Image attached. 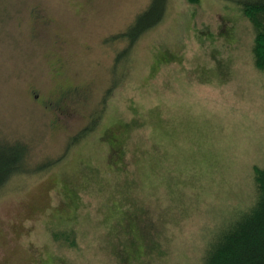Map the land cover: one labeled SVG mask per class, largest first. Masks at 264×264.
<instances>
[{
    "label": "rangeland",
    "instance_id": "374dc122",
    "mask_svg": "<svg viewBox=\"0 0 264 264\" xmlns=\"http://www.w3.org/2000/svg\"><path fill=\"white\" fill-rule=\"evenodd\" d=\"M150 1L0 0V138L29 167L0 190V264H203L254 203L264 70L246 0H168L116 62L127 40L110 39Z\"/></svg>",
    "mask_w": 264,
    "mask_h": 264
},
{
    "label": "trees",
    "instance_id": "16d2710c",
    "mask_svg": "<svg viewBox=\"0 0 264 264\" xmlns=\"http://www.w3.org/2000/svg\"><path fill=\"white\" fill-rule=\"evenodd\" d=\"M167 2L151 0L126 29L112 36L110 40H127V47L117 53L116 62L126 58L135 41L162 20ZM241 5L256 26L255 63L264 70V0H246ZM116 84L114 81L108 91ZM99 116H95L85 130L95 125ZM27 153L25 143L0 138V190L12 176L29 168ZM254 180L257 189L254 203L246 209L237 210L232 219L221 222L207 243L203 264H264V167H255Z\"/></svg>",
    "mask_w": 264,
    "mask_h": 264
}]
</instances>
